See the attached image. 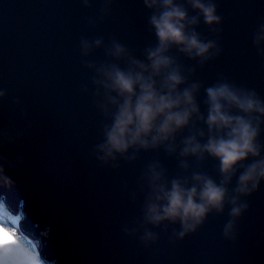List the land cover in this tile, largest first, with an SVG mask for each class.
Listing matches in <instances>:
<instances>
[{"label": "water", "instance_id": "95a60500", "mask_svg": "<svg viewBox=\"0 0 264 264\" xmlns=\"http://www.w3.org/2000/svg\"><path fill=\"white\" fill-rule=\"evenodd\" d=\"M183 2V0H180ZM221 22L197 31L214 40L210 60L200 65L172 50L195 68L190 79L204 87L226 79L255 89L264 98V55L253 36L264 24V0H215ZM0 0V132L6 133L0 156L13 165L6 173L14 184L0 187L5 203L26 213V231L44 242L42 254L57 264H264V182L242 199L248 208L236 220L235 239L222 235L228 208L212 212L195 232L172 237L179 225L153 228L159 239L149 245L127 234L140 215L143 192L138 179L147 164L158 161L169 178L206 172L219 181L217 162L187 158L188 172L177 154L163 148L102 165L93 153L101 138L103 117L93 101V73L84 60L105 61L112 40L143 59L155 44L148 24L151 11L143 0ZM189 14L195 13L189 8ZM216 29V30H213ZM102 38L104 46L87 58L81 39ZM85 88L87 91H85ZM203 87L198 96L203 100ZM204 111V105L201 104ZM260 140L264 143V125ZM235 185V178L229 190Z\"/></svg>", "mask_w": 264, "mask_h": 264}, {"label": "clouds", "instance_id": "9594fccd", "mask_svg": "<svg viewBox=\"0 0 264 264\" xmlns=\"http://www.w3.org/2000/svg\"><path fill=\"white\" fill-rule=\"evenodd\" d=\"M82 3L88 6L89 0ZM110 3L105 0L101 11ZM143 5L151 11L148 24L155 36V44L143 50V59L117 40L110 46H104L102 38L80 40L83 58L102 46L110 58L84 60L93 73V103L103 117L101 138L93 153L102 165L115 168L121 159L134 160L141 151L163 148L169 155H178L184 172L189 170V157L198 164L213 159L219 181L198 170L169 178L158 161L148 163L138 179L143 192L139 218L134 227L124 231L135 235L142 230L138 239L147 246L159 239L153 228L179 225L172 237L183 239L209 214L222 213L227 207L229 219L222 235L235 239L236 220L248 208L242 198L264 182V143L260 140L264 98L255 89L223 78L204 87L199 80L190 79L195 68L172 54L175 49L200 65L212 58L215 41L202 37L196 29L201 22L210 29L221 22L215 0H143ZM189 8L195 15L189 14ZM253 45L264 55V24L255 32ZM4 95L0 90V97ZM5 139L6 133L0 132V145ZM6 165L13 166L0 156L2 188L14 184ZM233 178L235 185L230 191ZM25 216L22 208L13 210L7 205L0 193V264H57L42 254L41 238L21 227Z\"/></svg>", "mask_w": 264, "mask_h": 264}, {"label": "rangeland", "instance_id": "374dc122", "mask_svg": "<svg viewBox=\"0 0 264 264\" xmlns=\"http://www.w3.org/2000/svg\"><path fill=\"white\" fill-rule=\"evenodd\" d=\"M21 227H22L24 230H26L22 224H21Z\"/></svg>", "mask_w": 264, "mask_h": 264}]
</instances>
